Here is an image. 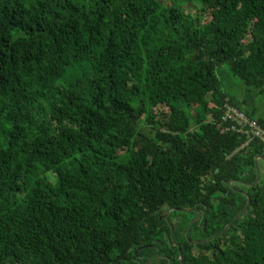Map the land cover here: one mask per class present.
Masks as SVG:
<instances>
[{"label":"trees","instance_id":"trees-1","mask_svg":"<svg viewBox=\"0 0 264 264\" xmlns=\"http://www.w3.org/2000/svg\"><path fill=\"white\" fill-rule=\"evenodd\" d=\"M223 66L264 91V0H0V264H264Z\"/></svg>","mask_w":264,"mask_h":264},{"label":"built area","instance_id":"built-area-1","mask_svg":"<svg viewBox=\"0 0 264 264\" xmlns=\"http://www.w3.org/2000/svg\"><path fill=\"white\" fill-rule=\"evenodd\" d=\"M218 127L224 133L237 134L241 141L240 149L257 141L264 152V128L257 120L251 119L228 102L224 105V115Z\"/></svg>","mask_w":264,"mask_h":264},{"label":"rangeland","instance_id":"rangeland-1","mask_svg":"<svg viewBox=\"0 0 264 264\" xmlns=\"http://www.w3.org/2000/svg\"><path fill=\"white\" fill-rule=\"evenodd\" d=\"M186 10L194 13L196 11L195 8L192 7H188ZM220 80L224 90L228 94H230L239 102H243L244 100L247 101L245 108L250 112H254V115L257 119L264 121V91L261 94L255 91H249L241 82V80L231 75L226 66H223L220 69ZM258 165L259 171L261 175H263L264 166L262 163H259ZM192 220L193 219H191V221Z\"/></svg>","mask_w":264,"mask_h":264},{"label":"water","instance_id":"water-1","mask_svg":"<svg viewBox=\"0 0 264 264\" xmlns=\"http://www.w3.org/2000/svg\"><path fill=\"white\" fill-rule=\"evenodd\" d=\"M259 160H261L263 163H264V157H260L259 158ZM256 169H257V179H256V181H255V184H257L258 182H259V180H260V178H261V173H260V171H259V167H258V165L256 164ZM244 195H246L245 193H243ZM246 197H247V200H248V202H247V205H246V207H245V209L243 210V211H241L229 224H227L226 226H225V228H224V230L222 231V232H225L234 222H235V220L240 216V215H242V214H244V213H246L247 212V210H248V208H249V206H250V198L246 195ZM222 208H224V206L222 207ZM174 209H170L169 211H168V213H167V216H166V219H168L169 218V215H170V213L173 211ZM180 211H184V210H180ZM185 212H189V211H185ZM196 220V219H195ZM194 220H192V222H193ZM169 222V221H168ZM192 222L189 224V226H188V229H187V231H186V235L188 236V233H189V230H190V228H191V224H192ZM170 223V222H169ZM170 226H171V236L173 237V227H172V225H171V223H170ZM194 242H201V241H199V240H195ZM180 254H181V251H180ZM157 256V255H156ZM152 258H154V256L152 257ZM152 258L151 259H149L147 262H146V264H149V262L152 260Z\"/></svg>","mask_w":264,"mask_h":264},{"label":"flooded vegetation","instance_id":"flooded-vegetation-1","mask_svg":"<svg viewBox=\"0 0 264 264\" xmlns=\"http://www.w3.org/2000/svg\"><path fill=\"white\" fill-rule=\"evenodd\" d=\"M238 192H240V193H245L243 190H237ZM189 212H191V213H197V215L196 216H194L192 219L194 220L193 222L191 221V219H190V221L192 222V224L197 220V219H199V217L201 216V214H199V212L197 211V210H195V209H192V210H188ZM188 212V213H189ZM196 219V220H195ZM191 222H189V224L191 223ZM192 224H191V226H192ZM189 226V225H188ZM188 229V228H187ZM187 231V230H186ZM170 264V263H169Z\"/></svg>","mask_w":264,"mask_h":264},{"label":"clouds","instance_id":"clouds-1","mask_svg":"<svg viewBox=\"0 0 264 264\" xmlns=\"http://www.w3.org/2000/svg\"><path fill=\"white\" fill-rule=\"evenodd\" d=\"M259 160V159H258Z\"/></svg>","mask_w":264,"mask_h":264}]
</instances>
